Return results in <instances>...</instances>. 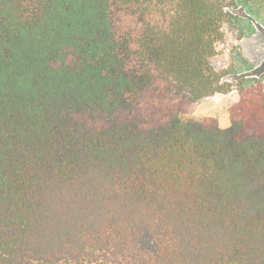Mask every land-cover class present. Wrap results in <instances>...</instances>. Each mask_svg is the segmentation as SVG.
<instances>
[{
    "label": "trees",
    "instance_id": "1",
    "mask_svg": "<svg viewBox=\"0 0 264 264\" xmlns=\"http://www.w3.org/2000/svg\"><path fill=\"white\" fill-rule=\"evenodd\" d=\"M254 1L0 0V264H264V75L213 64Z\"/></svg>",
    "mask_w": 264,
    "mask_h": 264
},
{
    "label": "rangeland",
    "instance_id": "2",
    "mask_svg": "<svg viewBox=\"0 0 264 264\" xmlns=\"http://www.w3.org/2000/svg\"><path fill=\"white\" fill-rule=\"evenodd\" d=\"M239 22L238 34L242 38L237 42L235 51H227L213 60L217 68L228 71L224 81L236 83L241 77L264 75V1L257 0L236 11ZM239 99L238 93L216 94L203 100L193 113L199 116L203 112L217 116L221 127L228 126V108ZM195 116V117H196Z\"/></svg>",
    "mask_w": 264,
    "mask_h": 264
},
{
    "label": "crops",
    "instance_id": "3",
    "mask_svg": "<svg viewBox=\"0 0 264 264\" xmlns=\"http://www.w3.org/2000/svg\"><path fill=\"white\" fill-rule=\"evenodd\" d=\"M234 92H237L236 90H234V91H232V92H230V93H228V94H233ZM238 101V99H236L235 101H233L232 103L234 104V103H236ZM232 104V105H233ZM229 108H230V106H229ZM229 108H228V114H229ZM199 116H194L195 118H197V119H202V118H205V117H213V118H217V116H215V115H210V114H207V113H205V112H203V110L201 109L200 110V108H199ZM227 119L230 121V115H228V117H227ZM230 125V123L228 124V126ZM228 126H225V128H227ZM223 128V127H222Z\"/></svg>",
    "mask_w": 264,
    "mask_h": 264
}]
</instances>
